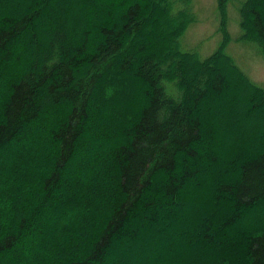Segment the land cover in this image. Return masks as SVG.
Listing matches in <instances>:
<instances>
[{
    "label": "trees",
    "instance_id": "1",
    "mask_svg": "<svg viewBox=\"0 0 264 264\" xmlns=\"http://www.w3.org/2000/svg\"><path fill=\"white\" fill-rule=\"evenodd\" d=\"M229 1L200 58L191 0H0V264H264V142L217 121L264 110ZM238 14L264 55V1Z\"/></svg>",
    "mask_w": 264,
    "mask_h": 264
},
{
    "label": "rangeland",
    "instance_id": "2",
    "mask_svg": "<svg viewBox=\"0 0 264 264\" xmlns=\"http://www.w3.org/2000/svg\"><path fill=\"white\" fill-rule=\"evenodd\" d=\"M241 1L242 0H230L228 2L227 31L230 35V40L224 48V51L233 57L237 65L253 82L264 88V55L255 43L244 42L239 39L241 30L239 28L238 7ZM191 9L195 16V21L189 24L184 34L181 36L179 40L180 48L183 51H196L200 58H206L217 49L223 39L219 31L220 20L217 10V0H191ZM157 29L158 32H161V36H165L163 28ZM226 80L230 82L231 87L238 93V101H235L232 106L233 109L236 108L239 113H241L237 114L238 120L241 121L245 114L243 108L247 106L245 101L247 96L242 89V85L239 84L234 77H228ZM238 107H241L242 112H240V108ZM244 117L246 118L245 124L241 121L242 124L240 127H238L240 124L237 122L229 128L227 124L229 117L220 114L218 117L219 119H217L220 124L219 131L223 134L225 133L223 132V128L226 129L227 127L228 130L226 134L230 135L232 141L235 140V138H244L247 136V140H249L250 143L252 142L255 148V146L264 142V110L258 113H248L246 116L244 115ZM221 125L223 127H221ZM224 125L226 127H224ZM226 138L228 137H224V140H226ZM261 216L264 218V212L261 213ZM188 248L190 247H186L185 249ZM198 251L202 254V251ZM137 255L140 256L141 254L138 253ZM180 255L178 254V262L176 263H171V261L167 260L168 257L166 256H163L161 261H168L170 264H189V258H181ZM135 263L138 264L140 261L136 260Z\"/></svg>",
    "mask_w": 264,
    "mask_h": 264
}]
</instances>
